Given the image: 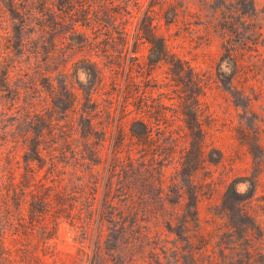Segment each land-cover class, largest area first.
Masks as SVG:
<instances>
[{
	"label": "trees",
	"instance_id": "obj_1",
	"mask_svg": "<svg viewBox=\"0 0 264 264\" xmlns=\"http://www.w3.org/2000/svg\"><path fill=\"white\" fill-rule=\"evenodd\" d=\"M0 11L10 27L0 37V123L14 132L27 161L65 183L79 212L72 227L92 243L94 256H130L131 264H264L261 119L242 130L258 172L253 194L232 183L210 229L200 218V203L217 188L195 175L222 165L225 154L207 145V76L173 51L163 31L178 26L182 4L0 0ZM250 48L229 46L223 58L231 63V87L253 103ZM26 60L32 71L16 84ZM167 169L176 173L170 183Z\"/></svg>",
	"mask_w": 264,
	"mask_h": 264
},
{
	"label": "rangeland",
	"instance_id": "obj_2",
	"mask_svg": "<svg viewBox=\"0 0 264 264\" xmlns=\"http://www.w3.org/2000/svg\"><path fill=\"white\" fill-rule=\"evenodd\" d=\"M174 1L183 5L184 14L178 26H171L170 31L164 26L163 31L172 36L173 51L207 76L208 89L202 101L213 118L207 145L225 154L222 165H207L195 175L196 182L216 183L213 198L204 197L199 205L203 226L210 229L232 183L245 196L254 192L252 180L258 172L253 169L249 141L242 130L252 126L256 117L261 119L260 144L264 149V0ZM5 20L0 13V37L10 30ZM225 34L232 36L227 44ZM229 46L239 52L251 47L248 62L254 86L248 92L253 103L231 87V63L223 58ZM143 51L141 56L146 54ZM32 67L26 60L17 68L16 84ZM5 124L0 123V264H131L130 256H94L92 243L72 227L80 220L79 212L77 204L65 196V183L47 178L37 161H27L25 149L14 141V132H4ZM262 170L264 159L259 172ZM166 175L170 183L176 173L167 169ZM262 185L258 196L264 194V171Z\"/></svg>",
	"mask_w": 264,
	"mask_h": 264
}]
</instances>
